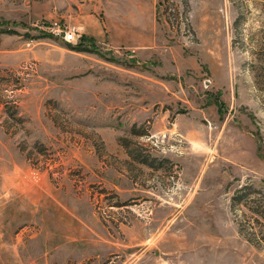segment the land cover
Listing matches in <instances>:
<instances>
[{
    "label": "rangeland",
    "instance_id": "1",
    "mask_svg": "<svg viewBox=\"0 0 264 264\" xmlns=\"http://www.w3.org/2000/svg\"><path fill=\"white\" fill-rule=\"evenodd\" d=\"M0 264H264V0H0Z\"/></svg>",
    "mask_w": 264,
    "mask_h": 264
},
{
    "label": "built area",
    "instance_id": "2",
    "mask_svg": "<svg viewBox=\"0 0 264 264\" xmlns=\"http://www.w3.org/2000/svg\"><path fill=\"white\" fill-rule=\"evenodd\" d=\"M82 34L78 32L76 28H69L68 30H65L64 37L67 41H74L77 39V37L81 36Z\"/></svg>",
    "mask_w": 264,
    "mask_h": 264
},
{
    "label": "trees",
    "instance_id": "3",
    "mask_svg": "<svg viewBox=\"0 0 264 264\" xmlns=\"http://www.w3.org/2000/svg\"><path fill=\"white\" fill-rule=\"evenodd\" d=\"M18 109H17V106L15 107V111H14V113H13V116L14 117H20V116H18V111H17ZM142 161H145V160H142Z\"/></svg>",
    "mask_w": 264,
    "mask_h": 264
}]
</instances>
